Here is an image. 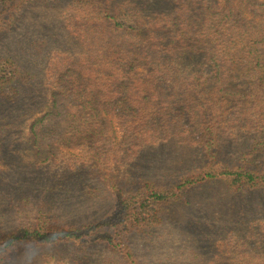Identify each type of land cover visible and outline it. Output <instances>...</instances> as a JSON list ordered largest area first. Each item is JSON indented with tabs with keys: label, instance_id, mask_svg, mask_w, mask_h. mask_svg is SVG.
I'll list each match as a JSON object with an SVG mask.
<instances>
[{
	"label": "rangeland",
	"instance_id": "374dc122",
	"mask_svg": "<svg viewBox=\"0 0 264 264\" xmlns=\"http://www.w3.org/2000/svg\"><path fill=\"white\" fill-rule=\"evenodd\" d=\"M210 1L20 0L0 15V58H14L29 78L16 84L13 98H0V239L44 219L78 228L115 221L116 199L106 175L129 192L146 180L171 186L206 162L196 143L205 120L184 101L182 81L175 88L165 80L161 86L159 78L152 111L127 118L121 107L104 104L97 109L102 120L92 126L84 122L87 113L78 114L75 126L70 116L76 110L72 104L80 103L71 84L76 87L78 80L82 88L79 76L87 62L99 59L103 66L109 55V40L91 29H103L97 15L106 4L134 5L148 29L173 31L175 24L197 28ZM198 41L203 48L202 38ZM183 44L172 49L174 65L189 77L199 74L219 100L218 115L226 113L218 125L219 167L264 171V106L255 105L263 99L252 92L240 102L221 101L225 82L206 72L203 51ZM108 82L103 78V85ZM93 152L103 153V167L92 166H101ZM162 217L152 228L125 233L115 250L95 240L24 246L4 264H72L76 257L89 259L86 264H226L228 249H264V189L234 191L222 180L213 181L166 205ZM127 250L131 258L126 259Z\"/></svg>",
	"mask_w": 264,
	"mask_h": 264
},
{
	"label": "trees",
	"instance_id": "16d2710c",
	"mask_svg": "<svg viewBox=\"0 0 264 264\" xmlns=\"http://www.w3.org/2000/svg\"><path fill=\"white\" fill-rule=\"evenodd\" d=\"M90 4L100 0H87ZM20 0H0V15L12 11ZM99 6V10H100ZM104 11L98 13L97 22L103 29L93 27L95 36L109 40L108 57L105 65H99V59L93 64L87 62L86 73L79 76L82 88L72 85L71 93L80 95L78 106L71 114L72 126L77 124L78 114L87 113L90 119L86 124L102 120L99 107L108 104L111 107H121L125 117L136 116L139 113L152 111L158 100V90L155 85L160 78L180 87L185 102H191L200 115L201 122L205 120L204 130H198L197 146L205 161H201L199 169L183 176L177 183L165 186L149 180L144 181L137 189L123 192L113 179L108 177V185L115 194L116 210L119 217L105 219L87 227L55 226L54 221L44 219L42 224L22 228L15 233L5 235L0 239V264L10 259L14 251L24 246H53L58 243H77L89 240L99 241L112 249L121 247L123 235L131 230L141 232L144 229L158 225L163 217L166 205L178 203L186 195L213 181L222 180L234 191L243 188L264 189V171L244 166L220 168L217 154L220 152L219 128L226 113L218 115L219 100H213L211 88L201 83L199 74L193 77L187 71L174 65L172 49L185 43L190 49H200L208 62L207 73L215 74L223 83L224 96L240 102L250 93L257 94L264 106V0H212L206 4L205 13L200 15L202 23L193 30L187 26L181 28L175 24L173 31L166 26L149 29L146 27V17L143 11L134 5L126 8H113L106 4ZM98 11V10H97ZM98 22V23H99ZM100 31L102 35H100ZM205 43L203 48L199 47ZM122 49V52L118 49ZM119 64H116L115 62ZM121 63V64H120ZM92 67V68H88ZM199 73H202L198 71ZM103 78H108V85H103ZM154 78V79H153ZM155 80V81H154ZM29 78L22 72L14 58H0V98L10 100L17 94L16 84L27 83ZM96 83V84H95ZM207 83V82H206ZM81 91H77L76 88ZM114 94L116 97H107ZM189 96L190 100H187ZM233 101V102H234ZM249 103V102H248ZM137 107V109H136ZM224 116V117H223ZM98 126V125H97ZM203 130V131H202ZM202 131V132H201ZM95 135H93L94 137ZM262 146V143L256 145ZM257 147L254 148L257 151ZM96 150V149H94ZM97 158L96 166L103 167V153L93 152ZM214 164H217L216 166ZM47 218V217H46ZM226 264H264V249L258 251L242 250L226 251ZM125 258H131L127 250ZM223 258V256L221 257ZM74 258L72 264H86L89 259ZM62 264H69L63 261ZM109 264V263H105ZM215 264V263H212Z\"/></svg>",
	"mask_w": 264,
	"mask_h": 264
}]
</instances>
